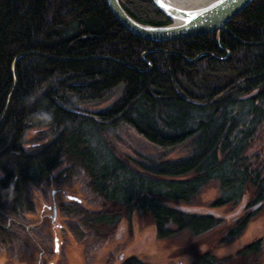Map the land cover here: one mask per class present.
Masks as SVG:
<instances>
[{
	"label": "trees",
	"instance_id": "trees-1",
	"mask_svg": "<svg viewBox=\"0 0 264 264\" xmlns=\"http://www.w3.org/2000/svg\"><path fill=\"white\" fill-rule=\"evenodd\" d=\"M119 1L141 23H170L151 0ZM3 116L1 248L17 238L7 225L35 208L29 187L53 183L63 165L66 177L77 168L87 173L104 200L97 212L65 208L82 226L89 221L88 229H115L138 211L160 222L162 239L182 232L200 236L218 227L221 217L177 206L219 183L223 197L212 207L239 206L245 197L243 211L260 207L237 219L234 230L242 235L264 204V175L246 156L264 124V0L233 18L219 43L216 32L166 42L137 37L116 21L106 0H0ZM121 126L160 149L192 142L193 152L138 164L140 173L107 137ZM39 136L42 141L28 147ZM72 226L82 239L78 225ZM262 235L239 251L254 264ZM87 236L103 238L98 232Z\"/></svg>",
	"mask_w": 264,
	"mask_h": 264
},
{
	"label": "rangeland",
	"instance_id": "rangeland-1",
	"mask_svg": "<svg viewBox=\"0 0 264 264\" xmlns=\"http://www.w3.org/2000/svg\"><path fill=\"white\" fill-rule=\"evenodd\" d=\"M115 133V135L111 133L107 135L110 143L116 149L117 154L121 158L126 156L132 158L135 162L133 163L134 169L140 173L145 172H143L138 164L146 166L150 164L158 165L164 161L186 158L193 152L192 142H186L171 149H160L138 136L128 126L119 127ZM41 141L42 138L39 136L33 140V142H28V147H35L36 144H39ZM246 156L249 159L252 169L261 171L264 175V124L253 139L248 151L246 152ZM67 168L68 166L66 165L61 166L60 169L53 174L54 182L51 184H46L42 187L30 186L28 189V198L35 204L34 210H27L20 216L14 218L13 222L15 223L7 225L8 229L12 230L14 234H17V238L11 245V248L8 246L5 251H7V253L11 256L17 252V254L22 255V260L24 257H29L26 261L27 263L22 262V264H38L37 260L41 258L42 251H44V256L46 258V260L44 258L43 264H47L48 260L52 259L56 253H54V231L50 225V219L44 215L42 217L41 213L42 204L48 203L53 189L63 186L67 189L69 194L82 199L88 209L96 212L100 211L102 205L104 204V200L91 188V180L87 173L77 168L69 178L66 177L68 174L64 171ZM57 180H61L64 183L57 184ZM222 195L219 183H213L204 188L192 201H190V203H181V206L196 208L199 212L215 210L213 209L212 204L217 200L222 199ZM59 198L63 201L62 196ZM250 201H253L252 196ZM237 204H228L223 210V212L227 215V218L233 222L235 219L239 218L243 212L248 214L260 208L259 205H256L246 211H242L239 214L232 216L236 213V209L238 208V206H236ZM262 205L261 209L254 217H252L251 220L252 224L255 222V225H252V227L255 226L253 227L254 230L248 233V230L251 227L248 230L246 229V232L243 234L244 236L237 241L235 240L230 244L227 243L224 245L222 243V239L226 237L229 230L235 224H219L218 227L198 237H193L192 235L183 232L178 235L176 234L171 239H168L167 246L171 248L173 247V253H176L175 255L177 258L181 259H185V256H191L190 254L196 257L197 251L201 253L205 250L209 251V253L212 254V257H223L226 253L230 255L227 257V261L225 262L219 263V260L215 258V264H254L249 256L239 254L238 251L249 245V243L253 242L264 232V204ZM135 215H137L136 218L139 220H153L139 214L138 211ZM65 220L70 221L71 219L64 218V215H62L61 212L59 221L64 227L65 225L67 226ZM226 230L228 231L226 232ZM245 235H247L246 238ZM60 236L64 243L61 245L59 244L58 255L62 261L58 264H86V261L83 258L84 251L82 246L75 243L73 239L72 242L67 240L68 237L66 230L61 229ZM253 237L256 238L252 240ZM69 242L71 244H69ZM261 245L262 249L259 253L260 260L255 264H264V239ZM17 264H20V262Z\"/></svg>",
	"mask_w": 264,
	"mask_h": 264
},
{
	"label": "flooded vegetation",
	"instance_id": "flooded-vegetation-1",
	"mask_svg": "<svg viewBox=\"0 0 264 264\" xmlns=\"http://www.w3.org/2000/svg\"><path fill=\"white\" fill-rule=\"evenodd\" d=\"M60 196H62L63 201L59 198ZM72 205H79L82 206L85 210H90L87 208L85 202L82 199L69 194L67 189H65L63 186L58 187L57 189H53L51 191L48 203L42 204V217L44 215L45 217H48L50 219V225L54 231V253L56 252L53 258L48 260L47 264H58L62 261V259L59 258L58 255L59 245L56 244V239H58V244L61 245L62 243H64V241L61 240L60 236L61 229L66 230L68 237L67 240H70L72 242L73 239L75 243L82 246L84 251L83 258L85 259L86 264H194V262L195 264H210L209 262L211 259L216 258L220 263L227 261V257L230 256L228 253H226L223 257H212V254L209 253V251L204 250L201 253L197 251L196 257L190 254L191 256H185V259L177 258V256L175 255L176 253H173L174 248L167 246L168 239H171L172 237H164L163 239L161 238L160 234L162 233V231L159 228L160 222L156 220H139L136 218L137 215H134L135 218L122 220L116 223L115 229L110 226L103 228L100 227L99 229H96V226L94 227V229H88L87 227L89 221H86L84 223V226H82L81 224L83 222L79 220L77 215H65V213H67V210L65 208L68 207L67 209H70ZM225 207L226 206L219 208L213 207V209L215 210L220 209L219 212L223 214V217H221L220 219V225L236 224L238 218L235 219L234 222L228 219L227 215L223 212ZM61 212L62 215H64V218L71 219L70 221L65 220L67 224V226L65 225V227L59 221ZM91 212L96 211L91 210ZM72 224L78 225L81 234L84 235L82 239L79 238L81 236L77 235V231L74 230ZM252 225L255 224L251 223L250 225H248L247 230L251 227L248 230V233L254 230L253 227L255 226L252 227ZM234 229L235 225L229 230L226 237L222 239V243L224 245H226L227 243L230 244L235 240L237 241L244 236V233L237 236ZM227 231L228 230H226V232ZM96 232L103 236V238H101V241H98L96 237H93L92 239L90 236H87L89 235V233ZM208 232H205L203 234H206ZM262 236L263 235H260L258 236V238H256L257 236L253 237L252 240L255 238L256 239L253 242L249 243V245L256 242ZM246 237L247 235H245V238ZM69 244L71 243L69 242ZM9 247L11 248V246ZM6 249L7 248L0 247V264H17L19 262L20 264H22V262L27 263L26 261L29 259V257H24L22 260V255L15 252V254L11 256L7 253V251H5ZM44 255V251H42L41 258L37 260L38 264H43L45 258Z\"/></svg>",
	"mask_w": 264,
	"mask_h": 264
},
{
	"label": "water",
	"instance_id": "water-1",
	"mask_svg": "<svg viewBox=\"0 0 264 264\" xmlns=\"http://www.w3.org/2000/svg\"><path fill=\"white\" fill-rule=\"evenodd\" d=\"M154 5L163 13L170 23L164 26H154L144 24L131 17L123 8L119 0H106V4L116 19L127 31L137 37L155 41L166 42L174 41L189 37L203 36L210 33H217V41L223 30H227L228 23L247 8L254 0H151ZM224 51L228 52V50ZM20 54L16 60L27 55ZM202 53L197 56L206 55ZM108 58V57H103ZM151 66V64H149ZM15 85L17 84L15 74L13 72ZM12 95L9 96L7 108L10 105ZM6 113V111H5ZM4 116L0 119L2 122ZM247 197L236 209L235 214L242 212L247 203ZM186 212H199L196 208L186 206H177ZM199 213L215 214L223 217L218 210L201 211ZM58 244V239H56Z\"/></svg>",
	"mask_w": 264,
	"mask_h": 264
}]
</instances>
